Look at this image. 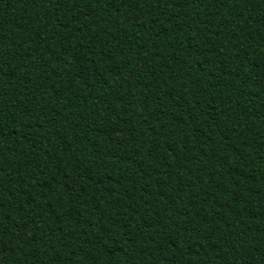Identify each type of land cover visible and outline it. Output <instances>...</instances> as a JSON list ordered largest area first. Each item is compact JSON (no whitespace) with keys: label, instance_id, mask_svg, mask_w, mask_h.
<instances>
[{"label":"trees","instance_id":"1","mask_svg":"<svg viewBox=\"0 0 264 264\" xmlns=\"http://www.w3.org/2000/svg\"><path fill=\"white\" fill-rule=\"evenodd\" d=\"M0 264H264V0H0Z\"/></svg>","mask_w":264,"mask_h":264}]
</instances>
